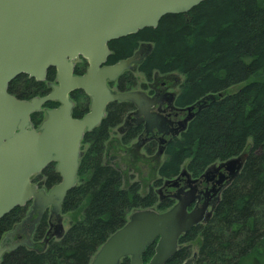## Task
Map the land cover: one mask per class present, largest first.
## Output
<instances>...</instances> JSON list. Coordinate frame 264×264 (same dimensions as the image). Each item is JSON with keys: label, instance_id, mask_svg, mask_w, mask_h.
<instances>
[{"label": "trees", "instance_id": "trees-1", "mask_svg": "<svg viewBox=\"0 0 264 264\" xmlns=\"http://www.w3.org/2000/svg\"><path fill=\"white\" fill-rule=\"evenodd\" d=\"M142 43L152 49L138 65L147 81L156 73L178 72L180 85L177 105L186 107L202 102V107L180 137L166 145L165 160L159 166L160 178L146 194L134 182L125 187L123 173L107 160V141L118 126L129 102H114L107 116L92 132L86 133L88 145L78 171L79 184L63 202V212L71 213L70 227L59 240H51L44 250L20 246L4 254L0 264H89L99 248L123 227L134 209L155 207L166 211L174 200H160L154 187L166 178L178 176L186 163L192 177H200L216 162L245 155L240 173L222 192L207 223L194 226L180 237L184 244L168 264H179L190 255L192 240H199L195 264H264V0H206L187 13L167 14L157 27H146L135 34L109 42L107 64L131 57ZM87 62L77 64L82 74ZM56 78L50 68L46 81L20 74L9 85V92L30 100L51 91ZM132 71L118 82L120 91L138 86ZM145 86V84H142ZM78 95V96H76ZM74 115L87 112L83 91L74 92ZM48 102L45 106H57ZM33 114V119L35 115ZM123 135L132 142L141 129ZM153 144L147 152L154 153ZM55 174H50V179ZM16 207L0 219V240L23 216ZM46 224L35 234L42 239ZM155 243L143 254L147 263L155 253ZM120 264H130V257Z\"/></svg>", "mask_w": 264, "mask_h": 264}, {"label": "water", "instance_id": "water-1", "mask_svg": "<svg viewBox=\"0 0 264 264\" xmlns=\"http://www.w3.org/2000/svg\"><path fill=\"white\" fill-rule=\"evenodd\" d=\"M203 1L206 0H0V218L33 197L34 207L52 204L59 213L64 198L76 184L84 132L100 124L109 103H133L139 116L137 122L144 120L140 116H147L153 98L142 90L115 91L108 82L116 81L133 63L141 62L152 45L143 44L130 58L107 65L109 42L146 27L155 28L165 15L187 13ZM79 58L89 64L81 75L75 73ZM51 67L56 69L57 77L47 95L23 100L9 92L10 83L20 74L44 81ZM76 90L91 97L90 112L81 119L72 116L70 94ZM49 101H59L60 106L47 110V118L39 129L34 128L30 115ZM202 106L199 101L187 107L189 115L183 119L181 130ZM145 120L148 126L150 121ZM163 150L161 147L159 152ZM245 159L240 155L217 168L210 167L199 179L182 171L180 177H186L187 182L173 193L177 203L165 212L155 208L134 210L90 264H120L127 256L130 264H167L178 251L179 237L206 220L209 203L200 206L197 202L188 211L200 199L193 184L218 176L217 186L211 189L217 196L240 173ZM51 161L57 162L62 181L46 194L36 190L31 176ZM178 182L179 178L168 180L166 185L176 186ZM15 233L9 232L1 242L0 263L6 252L20 245L8 243ZM155 242L154 255L144 263V252ZM27 243L32 247L30 238ZM194 260L183 264H193Z\"/></svg>", "mask_w": 264, "mask_h": 264}, {"label": "flooded vegetation", "instance_id": "flooded-vegetation-1", "mask_svg": "<svg viewBox=\"0 0 264 264\" xmlns=\"http://www.w3.org/2000/svg\"><path fill=\"white\" fill-rule=\"evenodd\" d=\"M133 67H137V65L134 64L131 69H133ZM110 86L114 90L120 91L115 85L113 86L110 85ZM142 88H143L142 90L145 91L147 95H149L151 98L154 99L153 104L151 105V108L147 113V116L146 117L144 115L140 116L143 117L144 120L137 122L139 116L135 114V112H137V109L135 108V105L132 104L131 109L126 111V113L122 118L121 123L118 126H121L120 131L123 132V135L131 132L134 133L133 131H135L137 128H140L141 133L137 135L135 139L138 138V140L141 142V145L145 146L144 148L146 150L149 149L150 144H153L152 145L153 150L156 149V144H158V150H159L161 147H165L167 142L172 138L182 135L184 130L183 131L181 130V125L183 119H185L189 115V111L186 110L187 106L181 107L177 105V97H178L177 93L168 90L167 86H163V87L159 86L155 89H149L147 86L144 87L142 86ZM72 94H70L71 98H73ZM84 95H85L86 103L89 106V110L87 112L82 111V113L79 115L78 114L74 115L73 110L76 105V102L75 99L73 98L74 107L72 109V116L74 118L81 119L90 111L91 98L85 93ZM57 107L58 106H47V107L43 106L41 110L35 112L37 114L35 115L34 119H33V114L35 113H32L31 122L33 126L36 129H38L39 126H41V124L43 123V121L47 118V110L55 109ZM106 112H107V108H106ZM145 118H148L150 121V124L148 126L146 124L147 120H145ZM98 126L94 127L90 131L86 130L84 136L86 135V133L94 131ZM50 174H55V177L50 179ZM217 178L218 176L214 178H210V180L203 179L198 184L193 185L196 187L197 194L200 197L199 205L203 204L204 202H209V203L215 202V198L212 197L213 194L211 189L217 186L216 183ZM61 181H62L61 174L57 171V164L54 161L50 162L45 168L35 173L31 177V182L33 185L36 186L37 190L39 191L43 190L46 193H49L50 190L55 185H58ZM184 184H185V180L181 178L180 186ZM173 189L175 190L176 188L175 187L171 188V186L169 187L166 186L164 188V190H166L165 193H169V191ZM33 204H34V199H31L24 206H19L25 208L24 213L23 216L19 219V221L13 226L12 230H14L15 228L16 233L13 239L9 238L8 240L9 244L14 245L15 243L18 242L19 243L25 242L32 229H35L32 235V240L34 241L35 245L41 244L43 246L44 242L46 241L50 242L51 240H56L57 238H59V236L62 235L64 230L62 209L60 215L53 209L52 204H48L45 206L39 205L36 208H33ZM42 222L46 224L45 227L46 230L42 239L36 240L35 234ZM179 246H183V244L179 243ZM190 259H192V256L187 257L179 264H182Z\"/></svg>", "mask_w": 264, "mask_h": 264}, {"label": "rangeland", "instance_id": "rangeland-1", "mask_svg": "<svg viewBox=\"0 0 264 264\" xmlns=\"http://www.w3.org/2000/svg\"><path fill=\"white\" fill-rule=\"evenodd\" d=\"M133 73L138 78V86L136 88H141L142 84H145L149 89H155L159 86H167L168 90L178 93L180 91V85L182 84L184 77L178 72H173L169 74L156 73L152 81H147L146 77L140 73L137 67H133ZM144 87V86H143ZM121 126H117L112 130L110 138L107 142V160L116 165V167L123 173L125 187L131 185L134 182H139L141 185V193L146 194L150 188L155 184L156 180L160 178L159 176V166L165 160V154L158 152V144H156V149L153 150L154 153L149 154L145 146L140 144L138 138L132 142L126 144L122 141L123 132L120 131ZM83 151L87 149V145H83ZM220 162H216L211 168H217ZM186 163L183 165V169L186 168ZM163 180V184L164 181ZM154 187L155 191L158 192L163 186ZM219 196L217 197V199ZM215 199V201L217 200ZM212 207L209 208V211ZM72 214L63 213V227L66 231L71 222ZM56 238V237H55ZM58 239V238H57ZM47 241L44 242V246L39 244L35 249L44 250L47 246ZM184 245V244H183ZM185 245L190 246L191 256H195L199 249V240H192Z\"/></svg>", "mask_w": 264, "mask_h": 264}]
</instances>
